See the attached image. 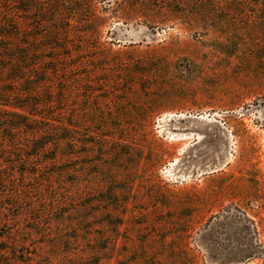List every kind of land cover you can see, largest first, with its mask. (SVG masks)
Masks as SVG:
<instances>
[{
  "label": "rangeland",
  "instance_id": "374dc122",
  "mask_svg": "<svg viewBox=\"0 0 264 264\" xmlns=\"http://www.w3.org/2000/svg\"><path fill=\"white\" fill-rule=\"evenodd\" d=\"M4 1L0 264H264V0Z\"/></svg>",
  "mask_w": 264,
  "mask_h": 264
},
{
  "label": "trees",
  "instance_id": "16d2710c",
  "mask_svg": "<svg viewBox=\"0 0 264 264\" xmlns=\"http://www.w3.org/2000/svg\"><path fill=\"white\" fill-rule=\"evenodd\" d=\"M4 0H0V4L3 3ZM31 3V0H29ZM43 1V0H41ZM10 1L5 0L4 3H8ZM25 3V2H24ZM19 4V3H18ZM21 4V3H20ZM3 10V8L0 9V12ZM30 10V9H29ZM26 12V11H25ZM26 13H30V11H27ZM34 21V20H33ZM32 20L30 22H33ZM31 31L33 32V28H31ZM40 36L38 35V38ZM19 39H25V41L34 40L33 37H30L29 34H26L25 36L22 34L21 29L17 28V22L13 19L12 16H0V84H8V85H19L21 82H24L23 84H30L27 81V77H30V79L35 80L36 76H29L23 77L22 75L24 73H28L30 69L36 66V64H32L34 61L29 58L30 53H36L39 54L41 51H32L31 45L27 42L24 43H18V45H14L12 42ZM29 64V67L26 65ZM2 78L5 79V81L2 80ZM46 84V81L41 82L42 84ZM22 92V96L25 94V96H32L34 94V91H27ZM17 96L16 92L14 90H7L0 93V110H2L3 114H6L11 111V109H22L21 106L16 105L13 101H15V98ZM6 99L10 100L11 102H8ZM19 99V98H18ZM13 113V112H10ZM15 116V117H14ZM34 117H37L38 115H33ZM26 116L23 115H17V114H8L6 117L0 116V122L1 121H14L15 119L24 118ZM22 127V126H21ZM21 127L17 128L20 129ZM23 128V127H22ZM16 130V129H13Z\"/></svg>",
  "mask_w": 264,
  "mask_h": 264
}]
</instances>
